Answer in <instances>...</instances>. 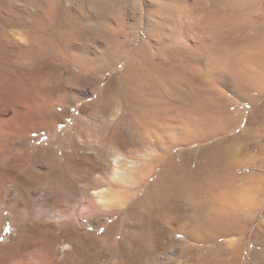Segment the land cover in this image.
Returning <instances> with one entry per match:
<instances>
[{"label": "bare ground", "instance_id": "obj_1", "mask_svg": "<svg viewBox=\"0 0 264 264\" xmlns=\"http://www.w3.org/2000/svg\"><path fill=\"white\" fill-rule=\"evenodd\" d=\"M83 1L87 9L112 4ZM0 2L9 12L0 18V53L26 64L31 85L35 46L18 58L7 43L26 35L52 44L63 32L59 12L71 2ZM135 3L133 23L127 15L122 21L130 31L123 70L91 104L106 130L99 139L75 128L62 136L55 126L49 148L26 149L34 131L25 134L22 125L35 118L32 94L24 102L15 80L0 85V236L7 222L13 227L0 244V264H249L248 243L264 252V103L244 123V113L234 111L240 101L218 88L216 74L230 72L237 96L250 98V106L264 96V0ZM154 4L168 13L154 14L141 38L144 12ZM253 26L254 35H244ZM128 121L146 134L145 149L142 139L134 151L115 148Z\"/></svg>", "mask_w": 264, "mask_h": 264}, {"label": "rangeland", "instance_id": "obj_2", "mask_svg": "<svg viewBox=\"0 0 264 264\" xmlns=\"http://www.w3.org/2000/svg\"><path fill=\"white\" fill-rule=\"evenodd\" d=\"M21 1L22 0H19V4ZM67 2H71V7L67 5V10H64L63 12L62 9V11L59 12V16H62L61 19H63L64 21L62 24L63 32L55 41H53L52 44H48L49 46L47 45L46 47V45H44L45 42H40V40H36V42H30V40H28L29 37L26 35H21V37L17 35V37L10 39V43H7V52L11 55L16 54L18 58H21L22 56H28L25 49L30 45L35 46V50L30 52L31 55H29L30 59L32 57L31 60L33 61V64L35 63L33 69L35 74L33 76V79H35L33 80L34 83L32 82V84L30 85V78L29 80H27L29 77V70L22 60H18L16 58L15 64L8 63L0 53V85H3V83L13 84V80H15V82L19 85V88H21L20 92L23 97L22 100L24 102H27L28 96L32 94V96H30L32 97V105L30 101L28 103L31 106L30 109L35 111V118L26 119L22 125V129L24 131H28L27 129H29V127H32L31 130L34 132H29L28 134H26L25 131L28 139V144L26 143V145L24 146L26 147V149L27 146H31L35 153L40 151V149L42 148H49L51 141L55 138V126H57V134L62 136L66 132L73 131L74 128L80 131L85 130L86 133L91 132L95 135L96 140L99 139V137H101L102 135H105V128L99 123H96L97 119L94 115L95 113L92 105L96 103V100L101 92H105L107 91V88L112 87L111 85L114 76L123 70V65L119 62L124 57L125 51L128 47L125 42L129 41V38H127L126 35L130 31L128 29H122V27H124L122 21L124 20L123 18L130 16L131 19L127 17V21L133 23V11L137 10L135 0H112V7L110 6V8H102L100 3H98L90 9H87L85 7L83 0H66V3ZM15 4H13L14 6L12 5L13 10L11 9V11H14V9L15 11H17V7L14 8ZM7 8V5H4V3L0 2V18L3 17V19H6V17H8L9 12H7ZM165 8L166 6L163 9V7L158 4L149 5V7L147 8L149 10L146 9L147 12H144V26L140 30L141 38L143 36H146L145 31L147 29V26L149 27V25H151L154 21V18H152V16L154 17V14H157V12H159L160 14L161 11V14L163 16L165 13H168L167 9ZM248 11V8H244L243 13H248ZM166 23L167 22L164 21L165 25ZM120 24H122V26ZM28 25H30V27L32 26L31 24ZM25 28H27L26 25L25 27L14 29V31H24ZM251 28L245 31L244 35L253 36L256 28L254 26ZM21 33L24 34V32ZM2 41L3 40L0 39V43H2ZM41 45L44 47H42ZM110 68L112 69L110 70ZM226 72H224L223 74V71H221L220 74V71H216V74H218L219 77V81H217V85L219 84L218 88H222V90L225 91V93L231 100L233 98L234 100L240 101L241 104L238 105L234 111L238 113H244V123L247 124V121L249 120L251 115L254 114L257 109H259L262 103H264V96L261 97L262 100L260 99V97H258L260 99L259 103L250 106L248 104L250 98L241 99L239 98V96H237L235 92L237 83L234 77L232 79V74L230 72H228L227 74ZM13 76H15L16 79H14L15 77L13 78ZM90 89L91 91L95 89L96 92L92 96H90V98H86L83 94L88 93ZM252 95L257 97L256 91H252ZM53 105L60 106L57 108L55 106V112L59 113V118L55 120L51 117L54 113ZM30 106H28V108ZM62 106H65V108L67 107L69 109L68 114L66 113L65 115V113H61L64 112V107ZM90 107L91 111L90 109H88ZM26 109L27 108H23L22 110L25 111ZM62 115H64L66 118ZM127 124L128 126L125 125L121 127L120 130H118V133H120L117 134V136L121 135V137L119 136L117 138L122 139H116L117 142L115 144V148L117 149L118 147H120L126 149L127 151H134L140 145V149L141 147L142 150L145 149L146 145L149 144V139L147 138L146 134L141 133V131L139 130V128L141 129V127L135 122L128 121ZM133 124L136 125L134 126ZM135 127L139 128L135 129ZM245 128V124H243L240 130H244ZM139 134H143V136H139ZM123 137L126 139V141ZM143 137L147 138L148 140L145 139V141L144 139H142ZM149 137L150 140L153 141V136L150 135ZM123 139L124 141H122ZM139 139H142L140 141H143L142 143L145 145L144 147L142 146L143 144L139 141ZM126 142L129 143L127 144ZM137 142L141 143L142 145H138ZM136 143L137 145H135ZM130 145L132 146L129 149L128 147ZM177 150H174L172 154H175ZM170 158L171 157H168L167 160L162 163V165L156 168L154 177L152 178L153 180L157 178V176L159 175L158 173H160L161 169L167 164ZM248 172L253 171L247 169L242 170V173ZM7 214L8 211H5L4 215ZM109 223H111L110 220ZM29 225L31 227L33 226L31 223H29ZM2 229L3 232L0 236L1 245L7 244L8 237L13 233V227L10 222H7L2 227ZM104 232L105 227L100 229L98 234L102 235ZM246 250V259L249 260V264H264L263 250L260 249L261 251L257 250L256 252H254V247L250 243H248V245L246 246ZM146 264L149 263L147 262Z\"/></svg>", "mask_w": 264, "mask_h": 264}]
</instances>
